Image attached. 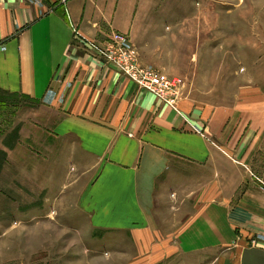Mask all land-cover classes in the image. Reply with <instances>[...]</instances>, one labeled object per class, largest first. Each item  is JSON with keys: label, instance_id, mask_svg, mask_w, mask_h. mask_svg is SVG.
Returning <instances> with one entry per match:
<instances>
[{"label": "crops", "instance_id": "0c3cea01", "mask_svg": "<svg viewBox=\"0 0 264 264\" xmlns=\"http://www.w3.org/2000/svg\"><path fill=\"white\" fill-rule=\"evenodd\" d=\"M179 4L0 0V92L35 103L7 160L13 178L28 180L38 196L53 193L68 210L70 203L95 234L134 243L140 264L173 254L264 264V189L250 171L264 147L263 96L241 91V102L197 105L189 88L190 100L167 106L88 47L110 32L126 34L143 64L181 74L179 52H196L197 43L194 24H185L195 11ZM208 47L200 42L198 52ZM198 177L208 186H174V205L187 208L184 216L172 211L173 228L163 233L155 206L164 180Z\"/></svg>", "mask_w": 264, "mask_h": 264}, {"label": "rangeland", "instance_id": "374dc122", "mask_svg": "<svg viewBox=\"0 0 264 264\" xmlns=\"http://www.w3.org/2000/svg\"><path fill=\"white\" fill-rule=\"evenodd\" d=\"M179 11H195V16L185 18V24L187 21H190V25L194 24L197 43L195 53L179 52V59L174 65L175 69L180 67L181 74H168L162 69L143 64L131 43L142 67H150L174 79L176 96L173 101H160L175 107L185 98L190 100L189 88L192 90L190 96L197 105H231L236 101L241 102L243 97L239 96L243 94L245 97L252 91H257L264 98V0H180ZM209 12L212 13L211 19ZM205 40L210 47L198 52V43ZM183 56H187V59ZM163 62H170V58ZM207 66L211 74H206L209 72L206 71ZM214 74L217 82H209L214 80ZM34 107L35 103L26 97L0 92V264H140L141 261L133 258L134 254L137 255L134 243L125 241L126 237L95 234L85 220L80 221L75 216L70 203L67 204L68 210L59 203V197L50 200L53 193L38 196L36 188L28 180L13 178L7 151L17 141L19 126L27 110ZM182 168L189 173L202 175L199 169ZM250 171L253 178L251 183L259 190L264 189V147L256 154ZM200 177L196 178L200 181L198 184L192 178L164 180L155 206L163 233L173 228L172 211L185 215L182 210L185 206L179 211L178 205H174V186L184 190L208 186ZM44 197L48 200L44 201ZM205 262L199 256L192 258L173 254L164 262L152 264Z\"/></svg>", "mask_w": 264, "mask_h": 264}, {"label": "built area", "instance_id": "2783aa9c", "mask_svg": "<svg viewBox=\"0 0 264 264\" xmlns=\"http://www.w3.org/2000/svg\"><path fill=\"white\" fill-rule=\"evenodd\" d=\"M88 47L97 53L106 65L122 73V76L139 87L152 92L160 100L172 102L176 96L174 79L167 78L150 67H142L136 59L135 48L125 34L109 33L104 41L89 43ZM179 84L181 85L180 82Z\"/></svg>", "mask_w": 264, "mask_h": 264}, {"label": "bare ground", "instance_id": "6f19581e", "mask_svg": "<svg viewBox=\"0 0 264 264\" xmlns=\"http://www.w3.org/2000/svg\"><path fill=\"white\" fill-rule=\"evenodd\" d=\"M138 86V85H137ZM141 88V87H140Z\"/></svg>", "mask_w": 264, "mask_h": 264}]
</instances>
